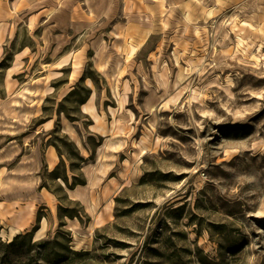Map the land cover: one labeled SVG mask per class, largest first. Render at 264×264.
Listing matches in <instances>:
<instances>
[{"label": "rangeland", "instance_id": "374dc122", "mask_svg": "<svg viewBox=\"0 0 264 264\" xmlns=\"http://www.w3.org/2000/svg\"><path fill=\"white\" fill-rule=\"evenodd\" d=\"M28 175L0 264H264V0H0V200Z\"/></svg>", "mask_w": 264, "mask_h": 264}, {"label": "crops", "instance_id": "0c3cea01", "mask_svg": "<svg viewBox=\"0 0 264 264\" xmlns=\"http://www.w3.org/2000/svg\"><path fill=\"white\" fill-rule=\"evenodd\" d=\"M93 97H90L82 104V112L89 116L93 121H95L96 127L92 129V132L95 135L96 133L101 137V144L97 147L96 155L98 148L102 149V160L98 163L102 169L105 168V165L102 163H110L114 159V156L120 151L121 148H113L117 142L121 143L122 136L118 139L115 138L111 133L104 134L103 131V121H101V117L94 113L95 103L92 100ZM96 114V117H95ZM61 127L63 129V123H61ZM76 126V125H75ZM109 126H123L122 122L113 124L112 122H108ZM74 128V126L72 125ZM111 130V129H109ZM105 132V131H104ZM66 133V132H65ZM20 146L19 152H17L14 156H19V161L21 162L23 158L28 155H24L21 153L22 145ZM107 156L108 160H103ZM44 164L49 168L55 167L59 163V156L54 147H49L45 150V154L43 156ZM96 160V159H95ZM41 165V162H40ZM88 166V165H87ZM86 166V167H87ZM98 166H96L95 170L92 172V177L95 174ZM111 168H108V170ZM90 176V177H91ZM39 181L37 180L36 184L33 186H26L20 190L15 189L12 192H7L3 195H7L3 200H0V237H6L11 239L20 231L28 228L33 220L34 214V206L36 204V199L32 196L35 194H39L44 197V205H48V201H51L50 193L46 191H36V187ZM43 225L39 228L38 235H42Z\"/></svg>", "mask_w": 264, "mask_h": 264}, {"label": "bare ground", "instance_id": "6f19581e", "mask_svg": "<svg viewBox=\"0 0 264 264\" xmlns=\"http://www.w3.org/2000/svg\"><path fill=\"white\" fill-rule=\"evenodd\" d=\"M133 49V48H132ZM101 67L104 68V65H102ZM175 86L178 85V82H175L174 84ZM29 91V88L28 87H23L18 93L22 96H25V92ZM146 107H147V113L152 115L154 113V104H151L148 100L146 101L145 103ZM32 115V112L30 111H23V119L25 121H28L30 119ZM63 132H66L70 137L71 139L75 142L76 146L79 148V149H83L84 150V145L82 143V140L80 138V136L78 135V133L74 130V128L72 127L71 123L66 120L63 122ZM16 133V130H10L8 134H15ZM20 150V146L17 145L15 150L12 153V155L14 156L17 152H19ZM101 154H102V149L101 148H98V151H97V156H96V160H95V163L92 164V166H94L96 163H99L101 161ZM88 176L90 177L92 175V169L90 171L87 172ZM24 182L28 185V186H33L36 184L37 182V179L31 175H28L25 179H24ZM68 193H72V192H75L74 189H67ZM70 229L72 230L73 227H70ZM75 232L78 234L79 232L77 230H75Z\"/></svg>", "mask_w": 264, "mask_h": 264}, {"label": "trees", "instance_id": "16d2710c", "mask_svg": "<svg viewBox=\"0 0 264 264\" xmlns=\"http://www.w3.org/2000/svg\"><path fill=\"white\" fill-rule=\"evenodd\" d=\"M99 144H97L98 146ZM79 159L81 161H84V159L82 157L79 156ZM64 182H66L67 180L65 178H63ZM81 184H85V182L81 183ZM70 189H73L74 186H70L69 187ZM76 216H71V218H74ZM30 233H27V234H17L13 237V239L8 242V243H2L0 241V248H3V251L4 252H8L10 249L12 248H15V247H19V246H22L23 244H25V240L28 241L29 237H30ZM26 245V244H25Z\"/></svg>", "mask_w": 264, "mask_h": 264}]
</instances>
